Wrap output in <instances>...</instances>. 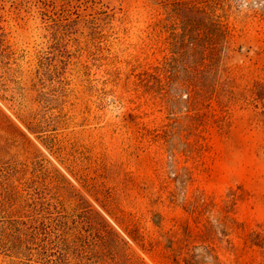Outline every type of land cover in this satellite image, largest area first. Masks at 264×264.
I'll use <instances>...</instances> for the list:
<instances>
[{"label": "rangeland", "instance_id": "374dc122", "mask_svg": "<svg viewBox=\"0 0 264 264\" xmlns=\"http://www.w3.org/2000/svg\"><path fill=\"white\" fill-rule=\"evenodd\" d=\"M184 19L200 103L160 70ZM255 82L264 0H0V264H264Z\"/></svg>", "mask_w": 264, "mask_h": 264}, {"label": "trees", "instance_id": "16d2710c", "mask_svg": "<svg viewBox=\"0 0 264 264\" xmlns=\"http://www.w3.org/2000/svg\"><path fill=\"white\" fill-rule=\"evenodd\" d=\"M192 9L197 12H203L198 6H193ZM180 25L181 32L175 35L172 44L173 56L160 70L166 76L172 73L175 75L179 72L182 73V90L188 93L191 101L200 103L207 96L218 93L216 87L207 83L208 76L206 77L203 74L204 72L210 74L216 67L215 57L211 56L213 50H209L208 48V42L213 36L205 30L203 22L198 20L184 19L180 21ZM216 25L219 30H223L224 28V32H229L228 26L218 23ZM245 92V100L250 101L254 107L257 108L259 103L262 105L263 110L259 112V115L264 122V83L255 82ZM239 196L236 191L229 193V203L227 202L229 204V212L234 210L236 199ZM229 222L235 225L238 224L237 220L233 217H229ZM251 235L257 239L254 240L255 244L263 243L264 238H262L260 232L253 231Z\"/></svg>", "mask_w": 264, "mask_h": 264}]
</instances>
